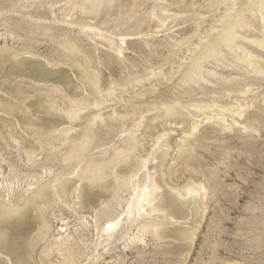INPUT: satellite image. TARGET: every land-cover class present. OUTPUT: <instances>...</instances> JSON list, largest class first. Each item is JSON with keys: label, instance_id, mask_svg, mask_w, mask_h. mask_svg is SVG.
Listing matches in <instances>:
<instances>
[{"label": "rangeland", "instance_id": "obj_1", "mask_svg": "<svg viewBox=\"0 0 264 264\" xmlns=\"http://www.w3.org/2000/svg\"><path fill=\"white\" fill-rule=\"evenodd\" d=\"M84 1L0 0V206L22 209L32 194L51 180H70L72 186L64 196L57 192V183L53 182L48 190L51 202H41L36 209L33 206L22 209V215L0 212V234L5 233L9 242L6 247L0 245V250L5 251V255L0 254V264H264V104L253 101L255 95L264 93L262 79L251 78L245 70L235 71L231 67L217 66L215 62L206 64L217 71L215 77L205 75L215 82L209 85L211 89L230 88L237 78L240 84L250 81L253 89H259L248 95V101L254 106L247 110V119L240 121L242 124H236L229 131L204 124L196 136L184 144L183 155H179L175 163L173 158L178 150L172 144L164 158L158 155V159L149 164L148 174H140L145 183L150 177H161L154 169L156 164L166 168L173 166L170 175L165 176L173 186H183L192 179L205 182L207 186L208 198L202 211L178 224L184 229H195L190 242L183 239L159 242L150 234L138 232L137 223L128 221L125 212L131 201L130 191L122 193L121 206L116 207V214L112 216L123 217L112 234L104 232L107 218L97 221L95 214L81 207L79 186L86 181L82 183L79 177L85 164L105 159L115 147L123 146L122 140L128 132L119 133L118 138L108 144L93 142L85 162L75 168L65 159L67 146L45 126L52 113L47 110L46 100L64 107L68 92L61 86L59 92L48 80L32 77L35 73L31 70H27L28 77L12 74L16 62L24 59L52 69L54 65L49 64V58L53 57L52 60L60 62L57 68L66 70L75 83H81L78 73L74 75L75 70L65 65L68 57L59 43L65 39L88 56L104 95L108 87L125 82L133 75H142L143 85L133 82L134 85L116 88L112 98L104 96L108 100L103 105L105 110L100 112L104 114V123L97 121L98 137H102L106 124L115 121L110 117L118 118L111 114L114 110L124 111L136 106H143L144 110L171 93L175 100L184 97L185 103L195 98L196 92L200 93L197 100L225 101L228 97H219L224 93L206 96L199 85L187 87L179 79L183 70L189 68L194 50H199L201 44L217 33L227 7L234 2L238 9L245 0H102L103 5L92 11L94 13L83 12L80 6ZM197 14L203 20L200 21ZM257 32L244 33L260 35ZM26 49L31 54H26ZM15 52L18 56H13ZM172 52L178 55L179 65L164 63V58ZM152 70L156 76L152 74L153 77L147 78ZM42 90L48 94V99ZM81 92L83 96L87 91ZM24 96L22 101L17 99ZM89 96L86 97L92 102L95 98ZM171 96L168 100L175 101ZM5 102L20 104L19 110L14 114L6 113ZM90 109L97 112L100 108L92 106ZM87 112L82 115L92 116ZM229 123H232L231 118ZM170 135L174 141L180 139L179 132ZM25 148L34 151L32 161L27 159ZM142 148L147 155L152 152L156 155L158 150L151 144ZM131 225L132 233L121 239L120 235Z\"/></svg>", "mask_w": 264, "mask_h": 264}, {"label": "bare ground", "instance_id": "obj_2", "mask_svg": "<svg viewBox=\"0 0 264 264\" xmlns=\"http://www.w3.org/2000/svg\"><path fill=\"white\" fill-rule=\"evenodd\" d=\"M84 2L85 3H83L80 8L83 12L89 13H94L92 11L99 10L103 5L102 0H85ZM181 5L183 4L181 3ZM236 6L237 3L233 2L227 7V12L222 17V22H220L222 25L217 33L215 35L213 33L214 37L212 36L213 38L211 40L209 39L210 41H207L203 45L201 44L199 50H194V55H192L191 58L189 57V68L183 70L182 77L179 79V82L187 87H191L190 85H199L203 91L206 92V96L224 93L219 95V97L222 99L228 97V100H197L196 96L200 93L196 92L194 94L195 98L191 97V100L185 103L184 101L187 100L182 101L184 97L175 100L171 96V93V95L167 96H171L175 101L172 100L171 102L168 100V97H165L161 98V100H159L153 107L147 105L144 110L142 109L143 106L132 107V109L128 108V110L124 111L114 110L111 114H116L118 118L115 119L116 117L114 118L113 116L114 119H111L109 116L111 121H115L111 122L112 124L108 122L110 125L106 124V128L102 132V137H98L96 128L98 126V120L99 122L101 120V122L104 123V114L101 115L102 113L100 114V112L105 110L103 105L106 104L105 102L108 100L106 98H108V96L112 98V96L115 95V89L123 87L126 84L130 85L135 82L139 85L142 83L141 85H143L145 78L142 75H133L125 82L108 87L107 91L105 90L106 95H104V91L100 90L101 81L99 82L98 74L93 71L88 56L85 53H82L76 44L72 42L70 43L65 39H61V42H59L62 43L60 46L64 49L66 52L65 54L68 57V63H65V65H68L73 71L77 70V72L74 71V75L78 73L77 77L81 80V83H75L66 70L57 68L60 66V62L52 60L53 57H51V55L50 57L52 59L49 58V64L54 65L52 69H49L43 63H38L33 60L31 61L30 59V61H26L27 59L18 60L14 65L12 74L21 77H28L27 75L29 74H27V70H31L32 73H35L32 77L40 78V80L43 81L48 80L55 84L54 86L59 92L60 86L63 91L68 92V95L65 96L64 107L59 105L56 106L55 102L45 99L48 104L47 110L52 112L49 113L50 117H48L45 122V126L47 127V131L56 135V138L61 141L62 145L67 146L68 149L65 159L71 162L72 166L75 168L82 162H85V155L91 149L92 144H94L93 142L97 141V145H101L103 142L111 143L118 138L119 133L128 132V135L122 140L123 146L115 147L112 152L107 154L108 157L105 159L88 161L85 164L84 171L80 174V177L77 174L82 183L83 181H86L87 183L79 186L81 207L84 210H88L95 214L97 221L104 217L108 219V223L106 224L107 227H105L106 229H104V232L112 234L114 228L118 227L123 221L121 215L120 217H113L116 214V207L121 206L120 203L123 200L122 193L130 191L131 201L125 214L130 223H137L136 228L138 232H143L145 235L150 234L153 240L155 239L159 242L168 239H183L190 242L189 239L195 236V232L193 231L195 230L194 228L193 230L184 229L178 227V224L180 220H186L187 218L189 219L190 217L194 218L197 216L199 212L202 211L201 209L206 205L208 190L205 182L199 183L192 179V182L183 186H178L177 183V186H173V182L170 184V181L168 182L165 178V176L170 175L173 166L166 168L165 166H159L158 164L154 166V169L156 174H159L161 177H150L145 183H142L140 174H148L150 172L149 164H153L154 161L158 159V155H161L164 158L168 153L167 150H171L170 147L172 144L174 148L178 150V153L173 158L175 163V161H177L176 159H178L177 157L184 152L187 140L196 136L200 127L204 124H214L220 128V130L229 131L232 130L236 124H242L240 121L243 119L245 121L247 119V110L254 106L252 102L248 101V95L256 90L258 91L259 88L256 87L253 89L254 85H252L250 81L249 83L247 81L245 84H240L242 82L237 78V81H233L234 83L232 82L233 86L229 83L230 85L228 86H231L230 88L221 86L218 90L211 89L209 85H215V82L205 76L211 75V77H215L214 74H217V71L206 66V64H214L215 62L217 66L231 67L238 71L245 70L251 78H260L264 81V0H245V3L241 4L240 7L238 6V9L235 8ZM197 17L201 18V15L197 14ZM201 20L203 19L201 18L200 21ZM249 30H253V32L258 31L257 33L260 35L254 36L244 33ZM110 43L113 44L112 41H110ZM113 46L114 45H111L110 47ZM177 46L180 47L183 45ZM25 52L28 55L31 54L29 49H26ZM12 54L13 56H18V52ZM177 56L178 55L172 52L171 55L164 58V63L178 64L179 62L176 61ZM230 56L232 59H229ZM0 73H2L1 62ZM147 73L149 72H146V74ZM152 74L153 76H156L155 71H153L152 73L147 74V78L150 75L152 76ZM232 76L233 73L230 74L228 78H231ZM147 80L150 81V78ZM200 84H203V86ZM132 85H134V83ZM220 89L221 91L218 92ZM78 91L87 92L82 96ZM43 95L48 99V94L44 93V91ZM89 95H92L94 96L92 98H95L92 102L86 97ZM104 96L107 97L104 99ZM24 98L25 96L18 97L17 99L22 101ZM254 99L256 103L259 102L260 105L264 104V93L262 95H255L253 101ZM19 105L5 102L4 111L6 113L14 114L19 110ZM92 106L100 109L97 112H91L90 107ZM85 111H88L86 114L92 116H86L85 114L83 116L82 114ZM106 117L107 116L104 118ZM229 118L232 119V123H229ZM246 128L248 129L249 127ZM172 132H179L180 139L174 141L175 138L170 135ZM147 138H150L149 141ZM146 144H151V147H158V150L155 152L156 155L152 152V154H148L150 155L148 156L146 154L147 151L144 152L142 146L144 147ZM31 150L29 148V151L26 149L25 152L29 161H32L35 157L34 151L31 152ZM143 169L146 170V172H144ZM171 175H173V173ZM169 179L171 178L169 177ZM69 181L60 178L54 181L51 180L50 183H47L34 192L25 202L22 209L25 210L27 207L31 206L36 209L41 202L50 203L52 197H50L49 188L53 185V182L57 183V186H55L57 187V192L66 196L72 187H70ZM0 207V212L6 215H22L23 213L21 211L22 209H18L17 207L18 210H11L4 205H1ZM106 211L108 212L107 214ZM135 211H137V215L134 216ZM131 226L127 227L120 235L121 239L129 236L128 234L133 230V226ZM130 236L132 237V235ZM8 243L7 235L1 233L0 245L4 244L3 247H6L8 246ZM0 252V254L5 255V251L0 250Z\"/></svg>", "mask_w": 264, "mask_h": 264}]
</instances>
